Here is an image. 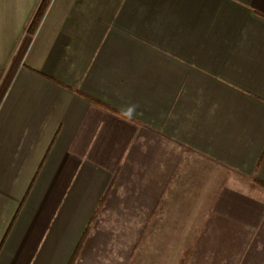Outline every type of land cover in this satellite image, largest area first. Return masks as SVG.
<instances>
[{"label": "crops", "instance_id": "0c3cea01", "mask_svg": "<svg viewBox=\"0 0 264 264\" xmlns=\"http://www.w3.org/2000/svg\"><path fill=\"white\" fill-rule=\"evenodd\" d=\"M39 2L0 0V264H264V0Z\"/></svg>", "mask_w": 264, "mask_h": 264}, {"label": "trees", "instance_id": "16d2710c", "mask_svg": "<svg viewBox=\"0 0 264 264\" xmlns=\"http://www.w3.org/2000/svg\"><path fill=\"white\" fill-rule=\"evenodd\" d=\"M50 1L51 0H40L39 5H38L37 9L35 10V13H34V15L32 17V20H31V22L29 24V27H28V31L30 33H33L36 30V28L39 25V23H40L43 15H44L47 7H48ZM91 101L94 102V103L99 104V102H97L94 99H91ZM101 106H103V105H101Z\"/></svg>", "mask_w": 264, "mask_h": 264}, {"label": "rangeland", "instance_id": "374dc122", "mask_svg": "<svg viewBox=\"0 0 264 264\" xmlns=\"http://www.w3.org/2000/svg\"><path fill=\"white\" fill-rule=\"evenodd\" d=\"M186 221L189 223V220H186ZM188 223H187V225H185V226H186L187 228H192V226H191V225H189ZM156 253H158V254H159V252H156ZM171 253H174V252H171Z\"/></svg>", "mask_w": 264, "mask_h": 264}]
</instances>
